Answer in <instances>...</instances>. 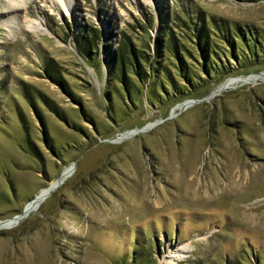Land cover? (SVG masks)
Returning a JSON list of instances; mask_svg holds the SVG:
<instances>
[{"label":"rangeland","instance_id":"obj_1","mask_svg":"<svg viewBox=\"0 0 264 264\" xmlns=\"http://www.w3.org/2000/svg\"><path fill=\"white\" fill-rule=\"evenodd\" d=\"M7 1L0 0V220L27 202L29 213L0 222V264H165L182 246L187 252L170 264H264V52L238 64L215 36L220 70L186 98L200 101L178 105L186 99L175 103L172 88L158 91L159 80L153 98L134 90L130 99L72 38L86 19L110 34L112 47L123 30L154 46L158 26L149 37L143 12L157 22L161 5L175 31L185 33L183 18L204 16L264 35V0H75L60 13L52 0H27L19 12ZM33 18L39 31L21 23ZM183 40L194 54L184 56L187 64L200 67L195 43ZM167 62L177 72L175 59ZM53 63L69 90L48 75ZM229 67L233 74L213 84ZM25 130L40 153L24 146Z\"/></svg>","mask_w":264,"mask_h":264},{"label":"trees","instance_id":"obj_2","mask_svg":"<svg viewBox=\"0 0 264 264\" xmlns=\"http://www.w3.org/2000/svg\"><path fill=\"white\" fill-rule=\"evenodd\" d=\"M99 1L100 3L103 2V0ZM96 12L100 16L99 11L96 10ZM143 14L145 18V22H142L143 30L149 37H152L149 29L155 27L156 24L158 26L154 46H151L149 39L145 40V45H138L133 40V36L123 30L119 34L118 44L112 47L109 42L110 34L106 36L102 26L86 19L78 23L79 29L73 33L72 37L78 52L85 61L93 66L103 61L107 69L108 82H111L112 79L119 82L125 88L130 99H134L132 97V93H136L134 90H139L138 93L147 90L149 97L153 98L155 95L154 89H156L155 84L158 80V91L162 90L169 94V87L172 88L175 93L174 97H176L175 103L191 97L192 91L197 90L198 87L209 84L203 81L207 76L208 78L214 77L221 67L217 62L218 58L221 59L218 54L220 46L219 42L214 40L215 36L220 37L226 43L229 48L228 57H233L238 64H241V62L247 63L250 58H256L261 52H264V35L256 33L253 28L245 25L220 23L216 21L217 19L215 20V17L211 19V25L204 16H199V18L191 16L189 17L190 22L187 18L182 19L186 28L184 29L185 34L182 31H175L174 25H169L170 12L162 5L158 10L157 22L155 21L154 12L148 10L144 11ZM75 17L77 18L78 15L76 14ZM71 25L68 22L69 28H71ZM68 34L70 33L68 32ZM183 37L192 39L198 48L200 58L196 59L200 67H191L184 59V56L194 54L187 46V42L183 40ZM169 58L175 59L174 65L177 72L172 71V65L167 62ZM46 67L50 78L62 85L64 89L69 90L68 82L58 66L53 63L48 64ZM234 68L229 67L223 70L221 76H219L220 78L216 81V78L211 79L213 84L216 85L232 75ZM202 73L206 76H202ZM107 95L112 97L111 91L107 92ZM42 98L52 111L69 122L60 106H52L47 96H42ZM71 123L78 125L74 122ZM25 132L24 141L26 145L24 143V146H29L37 154L40 153L30 133L27 130ZM44 134L49 147L53 151H57L58 148L53 144L46 128ZM22 210L23 208L19 211Z\"/></svg>","mask_w":264,"mask_h":264},{"label":"bare ground","instance_id":"obj_3","mask_svg":"<svg viewBox=\"0 0 264 264\" xmlns=\"http://www.w3.org/2000/svg\"><path fill=\"white\" fill-rule=\"evenodd\" d=\"M74 1L75 0H52L53 2V6L56 7L57 9V12H62V11H69L73 8V5H74ZM27 2V0H20V3H18V5H16L12 0H8L7 1V8L11 11H15V12H19L21 7L23 5H25ZM23 8V7H22ZM25 10V9H24ZM25 20V19H24ZM23 21V20H22ZM22 25L26 26V28L30 29L31 31H39V28H38V25L40 23V21L37 19V18H33V20H27V23L25 22H22ZM26 21V20H25ZM232 77H236V76H232ZM187 102V101H185ZM185 102H181L179 103L178 105H181ZM189 102H193L191 100H189ZM58 180V179H57ZM65 180L64 176L62 175V182ZM60 182V183H62ZM29 213V212H28ZM20 214V213H19ZM18 216V217H17ZM15 216L17 218V222L19 220H21L24 216H19L17 215ZM15 217H12V218H15ZM12 218H9V219H6V220H3V221H0V222H6V221H9L11 220ZM7 225V224H6ZM2 227V226H0ZM5 227V226H3ZM7 227V226H6ZM187 248V247H186ZM186 248H184L183 246L180 248V250L178 251L177 249L173 248L171 249L169 252H168V258L166 260V263L165 264H170V263H174L176 258L184 255L187 251H186Z\"/></svg>","mask_w":264,"mask_h":264},{"label":"water","instance_id":"obj_4","mask_svg":"<svg viewBox=\"0 0 264 264\" xmlns=\"http://www.w3.org/2000/svg\"><path fill=\"white\" fill-rule=\"evenodd\" d=\"M261 73H264V72H261ZM218 92H219V90L214 89V90L211 92V94L209 95V97H212V96L218 94ZM201 99H202V98H189V99L184 100L183 102H185V101H189V100L195 102V101H200ZM119 137L122 138V137H124V136H123V135H120ZM60 182H62V175L58 178L57 183H56V186L50 188L49 192L46 193V196H48L49 193H50L55 187H57V186L60 184ZM27 203H28V202H27ZM27 203H26V205L24 206V208H23V210H22V212H21L20 214H14L12 217H15V216H17V215H19V216H26V215L28 214ZM17 217H18V216H17ZM8 218H10V217H8ZM8 218H6V219H8ZM6 219H1V220H6ZM1 220H0V221H1Z\"/></svg>","mask_w":264,"mask_h":264}]
</instances>
